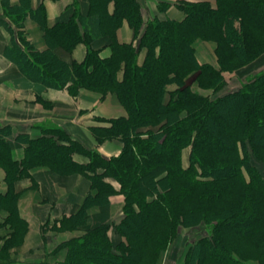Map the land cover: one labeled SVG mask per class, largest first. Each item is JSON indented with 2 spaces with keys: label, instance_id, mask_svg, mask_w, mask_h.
<instances>
[{
  "label": "trees",
  "instance_id": "trees-1",
  "mask_svg": "<svg viewBox=\"0 0 264 264\" xmlns=\"http://www.w3.org/2000/svg\"><path fill=\"white\" fill-rule=\"evenodd\" d=\"M89 1L87 15L80 14L75 8L73 19L58 21L47 29L50 44L72 52L79 43L101 37L104 30L117 29L124 20H128L136 32L140 31L143 12L139 0ZM225 1L222 9L181 1L178 6L186 11L185 19L161 20L156 17L149 20L142 35L141 45L147 48L142 65L137 64V46L117 40L111 57H100V50L89 45L82 62H67L54 49L39 51L28 40L24 30V21L33 11L30 0H23L21 6L6 4L4 12L9 17L8 26L14 34L9 53L26 75L57 88L65 85L66 78L90 88H115L133 117L112 119L109 124L93 127L98 140L118 139L123 142L121 154L115 157H106L96 149L86 148L60 128L51 129L69 136L74 145L50 136L41 140L33 138L36 144H32V151L27 146L20 159L15 156L9 141L5 140V146L0 149V159L16 169L19 177L24 175L26 169L28 172L29 164H44L55 170L84 173L99 184L100 190L94 197L100 193L122 191L127 197L130 194L137 196V203L132 204V210L119 224L121 232L127 233L126 242L117 246L122 250L113 249V240L107 226L103 225L73 244V259L79 264H157L158 256L171 241L175 220H178V224L189 225L190 219L193 222L217 220L216 226L221 231L227 228L235 231L264 254V173L251 163L246 148L248 136L256 147H264V107H258L264 100V74L247 83L242 90L231 91L215 100L199 96L188 83L181 82L176 89L167 88L176 77H180L176 72L181 59L201 69L199 78L202 84H221V77L212 65L197 61L195 51L188 43L193 31L203 28L227 31L225 38L233 46H228L227 51L231 58L235 51L232 44L239 36L237 30H228L225 24L236 17L243 24L264 31V7L257 0ZM39 10L43 14L44 7ZM81 19L85 22L83 29L77 25ZM27 47L32 50V55L26 50ZM173 47L179 50L175 52ZM121 69L124 74L119 79ZM205 78L206 81L202 82ZM166 92L171 93L169 97ZM253 107L258 109L253 111ZM185 108H191L193 112L183 116L181 110ZM225 111L235 112V126L222 130L220 127L224 126L222 118ZM151 113L160 121L166 120V125L177 123V126L161 132L150 130L147 135L140 136L137 128L152 124ZM251 118L252 126L247 127ZM197 122L201 125L195 129ZM206 133L217 141L203 144ZM189 143L194 145V152L191 163L185 166L182 153ZM74 147L83 149L90 160L87 163L78 162L74 157ZM172 170L191 178L194 186L209 187L208 192L197 194L196 204L183 209L168 194L161 193L163 200L154 198L152 195L157 194L160 188L171 193ZM110 177L120 182V189L114 186ZM215 177L221 182L220 188L210 189ZM185 190L188 195L197 192V189ZM1 199L6 202L10 200L8 194ZM206 199L214 204V210L209 209V204L204 207ZM220 203L228 205L217 210ZM178 216L183 218L179 220ZM185 217L187 221L184 222ZM216 238L205 237L197 243L199 246L206 244L210 261L214 264H246L226 254ZM78 256L82 258L78 259Z\"/></svg>",
  "mask_w": 264,
  "mask_h": 264
},
{
  "label": "rangeland",
  "instance_id": "rangeland-1",
  "mask_svg": "<svg viewBox=\"0 0 264 264\" xmlns=\"http://www.w3.org/2000/svg\"><path fill=\"white\" fill-rule=\"evenodd\" d=\"M89 1V0H88ZM146 4V2L150 3V5L154 4L157 7L159 13H166L171 7H176L175 11L176 15L183 14L181 19L166 17L164 19H175V20H183L186 17V11L178 6V4L182 2H192L195 4H207L208 6L218 7L222 9L225 0H177L174 3L165 1V0H140ZM139 1V2H140ZM258 4L261 7H264V0H257ZM169 4V5H168ZM31 6V5H30ZM82 2L81 0H73L71 8L73 9V13L68 19L71 18L74 14L75 8L80 11V14L87 15L90 9V1L88 9L82 10ZM142 6V5H141ZM32 12V11H31ZM143 12V24L140 28V31L136 32L134 28L131 27L128 20H124L122 24L117 29H108L104 30V34L91 41L81 42L84 43L87 48L93 46L92 48L99 49V56L102 58L111 57L115 52V43L117 38V32L120 28H122L124 22L126 21L131 29L134 31V40L130 42L137 46V64L142 65L145 62V58L147 56V48L142 47V35L147 27V23L149 20L154 19L156 17H150L148 20L145 19L144 16L149 15V8L142 6ZM78 13V12H77ZM76 19V17H75ZM78 19V17H77ZM77 25L79 28L83 29L84 20L77 21ZM226 29L234 28L238 32V39L232 45H235V51L232 53L234 57H229L227 51L228 48L233 47L231 43L228 41L226 37L227 31H217L211 29H198L192 32L189 37L188 43L195 51V55L197 61L200 64L208 63L213 66V69L219 74L221 77L220 85H208L207 83H201V79L199 75H201V69L193 66L190 61L185 59L179 60L178 68L176 74L180 77H176L175 81H172L168 86L169 89H176L180 86V83L190 84L191 90L197 93L199 96L207 97L209 100H215L218 96L227 94L231 91L242 90L245 85L252 80H256L260 75L264 74V31H260L256 28H252L247 24H243L240 18H233L231 23L225 24ZM120 42V41H118ZM122 43V42H120ZM229 46V47H228ZM64 49V48H63ZM89 49V48H88ZM103 49H108L110 54L108 56L102 55ZM175 52L179 50L177 47L172 48ZM29 54L32 55V50L27 47ZM65 50V49H64ZM66 51V50H65ZM88 53V50H87ZM87 55V54H86ZM86 58V56H85ZM84 58V60H85ZM231 58V59H230ZM83 60V61H84ZM75 61V60H73ZM79 62V61H78ZM82 62V61H81ZM120 71H123L121 69ZM124 74V71H123ZM119 78V77H118ZM123 78V76H122ZM182 78V79H181ZM67 80V81H66ZM66 83L63 87L57 88L46 85L47 88L59 89V90H67V92L77 99L82 89H87L93 92H96L100 95V100L105 101L110 95H115L118 97L120 103L124 106L127 115L121 117H130L133 119L131 114L129 113V109L124 105L118 95V92L115 88H90L86 87L80 83H75L72 80L65 79ZM206 78L203 79L202 82H205ZM218 82V80H216ZM171 93L166 92L167 97L170 96ZM264 99V98H263ZM258 105V107H264V100ZM248 104V102H247ZM251 104V103H250ZM44 106L47 109H52L53 104L49 101L44 102ZM248 106V105H247ZM246 106V107H247ZM252 106V104H251ZM258 108L253 107V111H256ZM251 110V109H250ZM150 111V109L148 110ZM193 112L191 108H185L181 110L183 116H188ZM235 112H226L224 118H222V123L224 126L220 128L223 130L226 128L230 129L235 126V119H233ZM151 118L153 120L150 125H143L137 128V132L140 136L147 135V132L150 130H167L168 128H172L177 126V123L165 124L166 120H158L156 116H153L151 113ZM217 116V115H216ZM252 116V113H251ZM112 118V119H119ZM110 119V120H112ZM110 120H106L105 124H109ZM42 122V121H41ZM48 122V121H46ZM43 122V126L40 127V134L35 139H45L46 136H50V138H59L62 142H69V136L61 135L58 130L51 129L48 127L47 123ZM45 123V124H44ZM252 118L247 122V127L252 126ZM201 124L197 122L194 126L195 129H198ZM10 128V129H9ZM12 127L10 125L4 124L0 126V149L5 146L6 137L12 141L17 147L18 155H24L27 149V146H30V152L32 151V139L25 132H12ZM63 129V128H60ZM64 130V129H63ZM91 131L95 137V147L101 148V146L106 141H112L113 139L107 140H98L95 136L93 127ZM66 132V130H65ZM165 134V133H163ZM166 135V134H165ZM71 137V136H70ZM72 138V137H71ZM74 140V139H73ZM216 138L214 136H208L206 133L204 136V143H214L216 142ZM246 148L248 150V154L251 157V163L256 166L261 173H264V147L258 146L250 140L248 136L246 138ZM122 142V141H121ZM23 146H21V145ZM123 144V142H122ZM74 145V144H73ZM72 145V146H73ZM122 145V150H123ZM34 148V145H33ZM87 148V147H86ZM194 145L191 143L186 144L183 149L182 157L183 163L185 166H188L192 161V155L194 152ZM35 149H33L34 151ZM97 150V149H96ZM122 150L118 155L121 154ZM74 156L81 155L90 160L89 156L84 152L83 149L79 147H74ZM116 155V156H118ZM115 157V156H111ZM22 158V157H21ZM87 163V162H86ZM25 165V164H24ZM37 166H47L53 172L60 175L62 181L60 186L65 188L69 183L64 180L70 177H76L78 182V187L87 188V194L85 199L78 209V211L71 215H64L61 219L55 220L54 223L50 221H46L39 228V245L38 248L31 249L29 252H17L16 249L24 245L27 235L29 233V227L27 224L20 220L21 215L18 211V200L21 196V191H17V187L21 186V181L23 179H30L31 187H37L38 185L35 183L33 177H30L29 170L35 168ZM0 167L5 171V182L8 186V196L9 201L3 202L0 197V211L4 210L7 213L4 218V222L0 224V264H19V263H36V264H79L76 259H73V244H76V240L83 239L90 231L96 229L100 226H107L108 233L112 238V247L114 250H119L117 246L119 243L126 242L127 233L121 232L119 228V224L126 219L127 213L129 210H132V204L137 203V196L135 194L127 195L122 192H114L111 194H99L94 197L100 189L99 184H97L93 179L89 178L87 175L80 171H66L64 169L55 170L53 167L49 165H34L29 164V170L27 169L24 172V175L21 177L18 176V171L16 169L11 168L6 164L4 160L0 159ZM167 172L164 173V175ZM163 175V176H164ZM208 178V177H207ZM110 181L114 184L117 189L121 188L120 182L110 177ZM170 181H171V193H168L166 189H159V192L155 195H152L154 198H161V193L168 194L172 200L177 204V206L181 209L186 207L187 205L196 204L197 202V194L207 193L209 187L205 186H194L193 180L188 176L179 173L177 170L170 171ZM213 185L210 186V189L220 188L221 182L217 177L213 181ZM193 185V186H192ZM197 189V192L194 194L189 193L186 194L187 190ZM5 199V198H4ZM228 200H235L227 198ZM239 200V199H236ZM209 204V209L214 210V204L206 199L204 201V207ZM113 205V206H112ZM203 206V204H201ZM219 210L222 207L227 206L228 204L220 203L218 204ZM98 208L100 211L98 213H93V209ZM105 209V210H103ZM106 209H109L108 211ZM212 212V211H211ZM133 213V212H130ZM179 215L181 213L178 212ZM209 214V213H208ZM183 218L178 216V219ZM98 219V220H96ZM184 222L187 221L185 217ZM189 225L178 224V220H175L174 229L171 232L172 238L167 247L162 250L161 254L158 256L157 264H214V262L210 261L207 258V246H199L197 243L201 242V240L205 237H213L216 236V240L223 247L226 254L232 256L234 259H237L239 262L246 264H264V254L260 249H258L254 244L251 243L250 240L241 237L238 233H235L233 230H229L228 228L225 231H221L218 225L217 220L208 219L199 222H193L192 219ZM187 224V223H186ZM217 225V226H216ZM248 228V226H246ZM244 227V229H246ZM1 230L4 232L1 233ZM87 240V239H85ZM84 240V241H85ZM85 245V242H82ZM87 244V242H86ZM203 244V243H202ZM77 252V251H76ZM75 252V254H76ZM21 254L27 255L25 258L21 256ZM225 254V255H226ZM82 258V256H78V259ZM34 261V262H32Z\"/></svg>",
  "mask_w": 264,
  "mask_h": 264
},
{
  "label": "crops",
  "instance_id": "crops-1",
  "mask_svg": "<svg viewBox=\"0 0 264 264\" xmlns=\"http://www.w3.org/2000/svg\"><path fill=\"white\" fill-rule=\"evenodd\" d=\"M22 1L0 0V126L7 124L12 127V132H25L30 138H36L40 134L39 130L43 122L48 121L46 122L48 127L63 128L72 139L81 142L89 149H97L106 157L118 155L123 145L120 140L106 141L101 148H97L91 131V128L96 125H106V120L127 115L118 97L110 95L105 101H101L100 95L96 92L82 89L80 96L75 99L65 89L47 88L45 84L31 79L10 55L9 48L12 47L14 34L8 26L10 20L4 11L7 3L10 6H21ZM165 1L174 3L177 0ZM81 2L82 10L88 9L89 1L81 0ZM30 3L33 11L24 21V30L33 46L39 51L54 49L67 62L83 61L88 50L84 43H79L72 52H69L60 46L50 44L47 36L49 27L58 21L68 20L71 16L73 0H30ZM140 3L143 7L147 5L149 8V15L144 16L146 20L156 16L162 19L167 16L181 19L183 16L180 13L175 14L177 10L174 6L166 13H159L155 4L153 6L148 2L145 4L140 1ZM42 6L44 7L43 14L39 10ZM117 38L122 43L133 42L134 31L126 21L118 30ZM109 54L108 49H103L102 55L108 56ZM122 76L123 71H119V79H122ZM46 101L54 105L52 109L45 108L44 102ZM6 139L12 144L15 156L18 159L23 157L24 155H18V146L16 147L9 138L6 137ZM74 157L80 163L88 162V158L81 155L76 154ZM29 175L33 177L38 186L31 187L30 179L27 178L21 181L20 187H17V191H21L17 203L18 211L30 229L24 245L16 249L17 252L23 253L38 248L39 228L44 222L50 221L53 224L55 220L61 219L64 215L75 214L88 191L87 188L78 187L76 177L64 179L69 185L62 188L60 175L47 166L32 168L29 170ZM5 176V171L0 167L1 198L6 196L9 190ZM92 211L95 214L100 210L95 208ZM6 215L4 210L0 211V224L4 222ZM2 232L4 230H1ZM21 256L25 258L27 255L21 254Z\"/></svg>",
  "mask_w": 264,
  "mask_h": 264
},
{
  "label": "water",
  "instance_id": "water-1",
  "mask_svg": "<svg viewBox=\"0 0 264 264\" xmlns=\"http://www.w3.org/2000/svg\"><path fill=\"white\" fill-rule=\"evenodd\" d=\"M19 264H36V263H19Z\"/></svg>",
  "mask_w": 264,
  "mask_h": 264
}]
</instances>
